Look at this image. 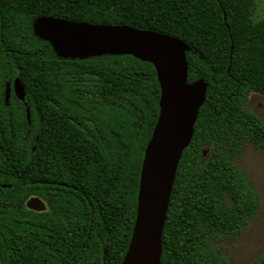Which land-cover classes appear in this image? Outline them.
Wrapping results in <instances>:
<instances>
[{"label":"trees","instance_id":"trees-1","mask_svg":"<svg viewBox=\"0 0 264 264\" xmlns=\"http://www.w3.org/2000/svg\"><path fill=\"white\" fill-rule=\"evenodd\" d=\"M254 0H0V264H122L145 148L159 112L151 62L62 57L43 18L129 25L183 40L187 81L206 83L177 164L159 264H234L225 245L261 200L239 166L264 155V19ZM224 13L226 19H224ZM18 76L25 97L5 100ZM31 196L43 211L25 206ZM252 264H264V247Z\"/></svg>","mask_w":264,"mask_h":264},{"label":"water","instance_id":"water-1","mask_svg":"<svg viewBox=\"0 0 264 264\" xmlns=\"http://www.w3.org/2000/svg\"><path fill=\"white\" fill-rule=\"evenodd\" d=\"M36 30L51 41L56 53L62 57L131 54L154 65L160 85L159 112L145 148L137 215L122 264H159L162 230L177 164L191 140L207 86L203 80L187 81L186 43L161 32L129 25L90 24L55 18L39 20ZM5 91L7 100L9 83ZM13 91L18 99H24L25 89L18 76L13 80ZM25 206L35 211L46 209L39 196L29 197Z\"/></svg>","mask_w":264,"mask_h":264},{"label":"rangeland","instance_id":"rangeland-1","mask_svg":"<svg viewBox=\"0 0 264 264\" xmlns=\"http://www.w3.org/2000/svg\"><path fill=\"white\" fill-rule=\"evenodd\" d=\"M252 16L254 20L264 19V0H254ZM248 105L264 118L263 97L252 96ZM239 166L252 180L261 204L253 220L235 238L234 245L228 242L225 249L233 258L234 264H252L264 247V155L247 145L239 159Z\"/></svg>","mask_w":264,"mask_h":264},{"label":"flooded vegetation","instance_id":"flooded-vegetation-1","mask_svg":"<svg viewBox=\"0 0 264 264\" xmlns=\"http://www.w3.org/2000/svg\"><path fill=\"white\" fill-rule=\"evenodd\" d=\"M15 78V77H14ZM14 78L11 80V81H6V85H7V83H9V86H10V94H11V92H13L14 93V91H13V80H14ZM5 90H6V86H5ZM5 93H6V91H5ZM10 94H9V97H10ZM15 95V94H14ZM206 95V94H205Z\"/></svg>","mask_w":264,"mask_h":264}]
</instances>
